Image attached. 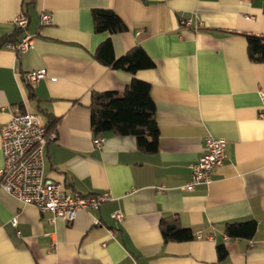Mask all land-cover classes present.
<instances>
[{"label":"crops","instance_id":"0c3cea01","mask_svg":"<svg viewBox=\"0 0 264 264\" xmlns=\"http://www.w3.org/2000/svg\"><path fill=\"white\" fill-rule=\"evenodd\" d=\"M29 1L0 0V38L18 31L20 12L28 23L13 43L32 38L20 55L0 47V127L14 112L55 119L45 175L66 194L107 191L112 200L79 210L71 222L51 221L0 188V264H264V59L252 61L246 41L264 38V0ZM94 9L114 12L125 30L95 32ZM43 11L51 24H41ZM188 18L201 25H182ZM105 39L116 58L139 45L154 66L131 74L103 65L94 53ZM39 69L45 76L30 84L25 74ZM133 77L150 84L157 151L144 153L133 136L112 132L99 134L95 148L91 92L122 93ZM206 136L225 141L223 163L209 183L185 190ZM115 209L120 222L110 215ZM162 218L177 220L192 239L164 241ZM250 220L251 238L225 234L227 223Z\"/></svg>","mask_w":264,"mask_h":264},{"label":"built area","instance_id":"2783aa9c","mask_svg":"<svg viewBox=\"0 0 264 264\" xmlns=\"http://www.w3.org/2000/svg\"><path fill=\"white\" fill-rule=\"evenodd\" d=\"M42 25L52 22L49 12L40 13ZM16 29L24 30L28 17L24 12L18 13L14 20ZM186 27L198 28L201 22L188 18L181 21ZM30 35H24L18 42H7L5 46L20 55L31 45ZM46 74L45 69L33 70L25 74V79L35 83ZM261 108L258 116L264 118V89L260 90ZM55 133L49 131L47 124L34 112H14L0 127V150L3 156V166L0 168V188L23 204L32 205L40 212H48L50 220L63 219L71 222L79 210L98 209L104 202L112 200L109 192L88 195H71L62 191L61 185L48 178L44 173V149L48 141L55 138ZM104 138L97 135L93 139L95 148H100ZM204 153L197 161L190 164V179L182 186L185 190L201 183H209L212 170L223 163L225 156V141L221 138L206 136L204 138ZM163 186L158 188L162 191ZM111 217L120 222L124 214L120 209L111 212ZM95 219L94 224H99ZM10 224L17 227L16 217ZM19 234V231H17ZM54 247V244H51Z\"/></svg>","mask_w":264,"mask_h":264},{"label":"trees","instance_id":"16d2710c","mask_svg":"<svg viewBox=\"0 0 264 264\" xmlns=\"http://www.w3.org/2000/svg\"><path fill=\"white\" fill-rule=\"evenodd\" d=\"M29 2L32 3V0ZM93 29L97 33H118L125 30L121 19L111 10H92ZM20 31V29H17ZM0 38V47L13 42L16 34ZM23 31V30H21ZM247 55L252 61L264 59V38L246 35ZM94 58L103 65L114 69L125 70L135 74L138 70L154 66V62L139 45L132 47L122 56L116 58L109 39L102 41L97 47ZM90 127L95 136L112 132L115 135H130L136 139L137 147L144 153L157 151L158 126L155 118V105L150 96V84L133 77L122 93L114 91L91 92L90 94ZM55 119L49 118L47 128L54 127ZM159 229L164 241H187L192 239L188 228L182 227L177 220L162 218ZM256 230L255 221L229 222L225 225V234L229 238H251ZM225 249L218 247L219 256Z\"/></svg>","mask_w":264,"mask_h":264}]
</instances>
